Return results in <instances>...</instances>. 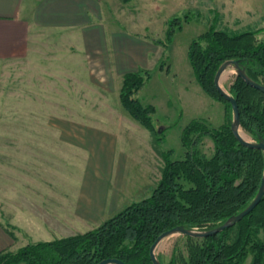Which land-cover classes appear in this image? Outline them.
<instances>
[{"label": "crops", "instance_id": "0c3cea01", "mask_svg": "<svg viewBox=\"0 0 264 264\" xmlns=\"http://www.w3.org/2000/svg\"><path fill=\"white\" fill-rule=\"evenodd\" d=\"M103 2L0 0V66L22 61L31 64L38 38L47 37L51 54L47 65L56 71L62 62L66 70L77 67L81 74L75 80L77 85L92 91L93 99L101 100L99 108L97 104L48 108L42 103L32 108L31 96L27 94L23 96L27 105L22 113L23 123L11 122L6 129L0 128V132L6 131V138L0 133V147L7 148L6 156L0 155V252L82 233L83 227L90 230L136 202L134 195L146 189L143 176L152 172L150 165L146 166V174L134 173L127 168L123 154H115V144L125 140L124 131L129 126L139 128L129 123L126 111L124 125L110 124L120 128L122 136L105 132L102 125L65 126L62 122L47 123V119L33 122L31 118L102 115L112 106L106 102L110 99L106 93L111 92L110 85L106 88L101 82L110 79L113 71L123 77L142 69L139 35L125 32L110 36ZM58 41L65 42L63 53L53 54L55 49L50 43ZM72 51L78 60L69 59L67 53ZM61 56L67 59L65 65ZM9 99L16 100V93ZM14 111L11 109L8 115H16ZM145 139L149 147L150 139ZM134 163L138 165L139 161ZM159 179L158 174L154 182L157 184Z\"/></svg>", "mask_w": 264, "mask_h": 264}, {"label": "trees", "instance_id": "16d2710c", "mask_svg": "<svg viewBox=\"0 0 264 264\" xmlns=\"http://www.w3.org/2000/svg\"><path fill=\"white\" fill-rule=\"evenodd\" d=\"M179 20L168 22L166 42L181 27ZM187 59L205 94L224 104V124L214 128L200 121L190 122L181 133L183 158L171 161L169 152L159 153L164 166L146 198L130 203L96 228L29 243L14 252L2 251L0 264H97L108 258L125 264H152L149 248L162 232L177 226L212 228L252 201L264 174V153L242 146L233 136L231 107L217 92L213 78L223 62L234 60L251 80L264 85V28L233 33L211 25L189 43ZM146 78L148 72L143 69L124 74L119 100L128 115L157 142L163 131L153 126L155 109L136 97ZM228 92L237 102L240 128L254 142L264 141V92L236 76ZM202 135L213 144L208 158L197 150ZM185 237L189 241L186 254L180 252L166 264H264V196L228 229L206 238Z\"/></svg>", "mask_w": 264, "mask_h": 264}, {"label": "rangeland", "instance_id": "374dc122", "mask_svg": "<svg viewBox=\"0 0 264 264\" xmlns=\"http://www.w3.org/2000/svg\"><path fill=\"white\" fill-rule=\"evenodd\" d=\"M103 1L108 18L105 25L111 34L110 36L115 33L123 35L125 32L139 35L137 37L138 44L143 47L140 63L144 65H141V68L148 72V78L137 92L136 97L142 104H149L154 107L153 126L157 131H163L161 140L155 142L154 138H151L150 134L138 122L127 115L119 100L122 73L115 74V71H113L110 79L107 78L101 82L102 86L108 88L110 85L111 88V92L106 91L110 95V99L106 101L112 106L110 111L107 110L106 113L95 117L63 115L32 116L31 118L33 122L47 119V123L62 122L65 126L66 124L83 123L102 125L106 127L107 131L105 132L108 133L109 131L112 134L122 136L123 134L119 133L120 128H115V125H124L127 121L125 115H127L129 123H133L139 128L129 126L128 131H124L125 140L115 144V154L117 156L123 154V158L127 160V168H130L134 173L139 171L146 174V166L150 165L152 168V172L149 170L148 177L143 176L146 189L142 191L143 193H139L140 195H134L135 200L139 201L150 195L156 186L154 181L158 174L160 177V171L164 166L160 152H169L168 159L171 161L183 158L185 149L181 143V133L190 122L200 121L216 128L224 124L226 119L224 104L205 94L194 79L187 59L189 43L211 25L216 29L233 33L263 29L264 0ZM174 18H179L182 24L180 28L174 30L170 40L166 42L168 22ZM186 18H188L187 22L185 21ZM38 40V47L32 57L31 64L29 61L27 63L22 61L9 66H0L1 129H6L7 124L11 122L23 123L25 117L22 113L27 106L23 96L27 94L31 96L32 108L39 107L40 103L48 108L88 107L92 104L98 106L101 101L98 100L99 98L93 99L94 94L88 88L77 85L75 80L78 75L81 76L80 69L78 71L77 67L68 70L63 68L66 66L67 60L64 56H61L60 60L64 58L65 66H63V62L58 64L60 67L57 71L55 67L48 66L46 59L47 56L51 55L48 38L41 36ZM50 44V47L55 49L53 54L63 53L61 50L65 45L64 41L51 42ZM67 55L71 60H78L75 57L77 53L74 51L70 55L67 53ZM224 74L225 77H222ZM234 75V69L229 67L221 76L224 79L221 80L220 78V87H223L227 93ZM13 93H16V100L9 99ZM14 108L16 115H8V112ZM100 108L104 107L100 106ZM140 129L144 131L143 134H140ZM243 132L246 134L247 140L254 141L248 133ZM0 133L6 138V131ZM147 137L150 139L149 147L145 139ZM64 138L67 136L65 135ZM197 143V150L201 155L207 158L212 155L213 144L208 136H200ZM151 149L157 153L158 157L152 154ZM6 151V146L0 147V155L6 156ZM135 160L139 161L138 165H135ZM104 221L100 224L97 223V226H100ZM86 230L89 229L86 227L81 229L83 232ZM188 242L184 235L173 234L162 239L154 249V253L160 262L166 264L172 256L180 252L185 255ZM10 252L14 251L10 250ZM249 260L250 256L248 257Z\"/></svg>", "mask_w": 264, "mask_h": 264}, {"label": "water", "instance_id": "95a60500", "mask_svg": "<svg viewBox=\"0 0 264 264\" xmlns=\"http://www.w3.org/2000/svg\"><path fill=\"white\" fill-rule=\"evenodd\" d=\"M229 67H232L234 69V71H235L234 76L241 78L250 87L264 92V85L259 84L257 82H254L253 80H251L246 75L244 69L238 65L237 61H234V60H227V61L223 62L218 67L217 71L215 72L214 78H213L214 87L216 88L217 92L231 107L232 117H231V121H230V130H231L233 136L237 139V141L242 146L247 147V148H252V149H258L264 153V141H262V140H260L258 142L249 141L247 139H243L238 133V130L241 128H240V119H239V111H238L237 102L229 94V92L227 93L219 85V80H220L223 72ZM263 196H264V174L261 178V181H260V184L258 187V191H257L256 195L254 196V198L252 199V201L242 211H240L239 213H237L235 215L230 216L223 223L218 224L212 228H206V229H196L195 228L192 230L185 229L181 226H177V227H173L171 229H168V230L162 232L161 234H159L156 237V239L153 241V243L150 245V248H149V257H150L152 264H161L159 259L156 257V255L154 253V249L156 248L157 244L162 239H164L170 235H173V234H181L184 236H189V237L198 238V239L216 235V234L228 229L229 227L233 226L235 223L239 222L243 217L248 215L257 206V204L260 202V200L262 199ZM97 264H125V263H123L122 261L115 259V258H108V259H104V260L98 262Z\"/></svg>", "mask_w": 264, "mask_h": 264}, {"label": "bare ground", "instance_id": "6f19581e", "mask_svg": "<svg viewBox=\"0 0 264 264\" xmlns=\"http://www.w3.org/2000/svg\"><path fill=\"white\" fill-rule=\"evenodd\" d=\"M225 77V74L222 76ZM221 77V80L224 79ZM221 84L220 80H219V85ZM223 88V87H222ZM239 135L243 138L246 139V134L242 131V130H238Z\"/></svg>", "mask_w": 264, "mask_h": 264}]
</instances>
